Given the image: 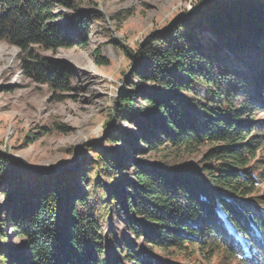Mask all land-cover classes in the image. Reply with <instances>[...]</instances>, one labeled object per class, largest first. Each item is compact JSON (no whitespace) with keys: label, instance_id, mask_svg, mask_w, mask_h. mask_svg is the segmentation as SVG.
<instances>
[{"label":"trees","instance_id":"obj_1","mask_svg":"<svg viewBox=\"0 0 264 264\" xmlns=\"http://www.w3.org/2000/svg\"><path fill=\"white\" fill-rule=\"evenodd\" d=\"M214 3L201 8L196 23L178 26L168 40H151L142 51L145 80L163 91L145 96L140 106L133 94L120 99L121 113L135 114L141 134L150 136L144 142L148 152L162 148L191 154L206 145L200 167L172 159L164 165L135 160L134 178L127 180L122 197L118 186L103 182L111 180L117 159L100 150V179L91 186L94 171L89 172L87 191L74 198L68 195L67 179L53 182L38 170L21 177L19 164L0 160V171L9 175L4 192L14 207L15 231L27 249L24 256H12L14 264H191L195 253L204 260L219 254L236 264H264V196L256 195L264 182L257 175L264 174V163L255 159L264 151V125L243 120L251 104L264 110V0ZM53 9L52 0H0V38L29 55V76L63 86L66 69L35 61L33 48L54 52L83 46L73 32L86 22L62 28L54 23ZM195 26L215 33L219 45L230 51L228 61L250 62L245 74L232 73L248 89L240 94V89L209 90L205 105L193 97L195 82L208 73L200 47L190 45ZM179 74L189 79L184 82ZM24 178L29 182L16 184ZM178 255L187 262L176 261Z\"/></svg>","mask_w":264,"mask_h":264},{"label":"rangeland","instance_id":"obj_2","mask_svg":"<svg viewBox=\"0 0 264 264\" xmlns=\"http://www.w3.org/2000/svg\"><path fill=\"white\" fill-rule=\"evenodd\" d=\"M52 1L54 23L58 26H73L79 20L86 22L73 32L85 44L54 52L33 48L35 61L57 62L66 69L65 84L53 86L29 76L25 69V63L31 60L29 55L0 38V160L11 159L19 164L21 177L38 170L47 174L46 177L51 176L53 182L58 178L67 179L68 195L74 198L87 191L84 176L89 172L94 171L89 178L91 186L100 179L96 166L102 160L97 153L100 150L117 159L118 166L111 171V180L108 182L105 178L103 182L118 186L122 197L128 190L127 180L134 178L135 160L164 165L172 159L175 163L199 168L201 155L208 146L191 154L162 148L156 153L148 152L144 142L151 139L150 136L141 134L140 120L135 114L121 113L124 109L120 99L124 94H133L136 106H140L144 105L145 96L163 91L145 80L139 59L151 40H168L178 26L196 23L202 7L212 6L215 1L229 5L233 0ZM190 32V45L200 47L205 72L209 73L193 86L196 95L192 96L201 99L199 104L209 103V90L221 93L240 89L237 92L240 94L248 89L242 85L240 76L232 73L245 74L250 68L249 61H228L230 51L219 45L220 41L210 29L199 30L195 26ZM211 39L214 42L208 44ZM179 75L184 82L189 79L187 75ZM251 105L243 120L251 125L259 123L257 127L263 129L264 110ZM257 158L264 163V151L258 152ZM88 165L93 168L88 170ZM257 175L264 178L260 171ZM8 178L7 173L0 171V264H14L12 256H24L27 250L15 231L14 207L5 197ZM29 180L19 179L16 184L21 186ZM263 188L264 182L256 195L264 196ZM113 191L118 196L117 189ZM94 192L98 194V190ZM124 233L129 236L128 232ZM150 252L162 256L158 250ZM182 257L178 255L174 259L187 262ZM191 264L236 263L221 259L219 254L204 260L195 253Z\"/></svg>","mask_w":264,"mask_h":264}]
</instances>
